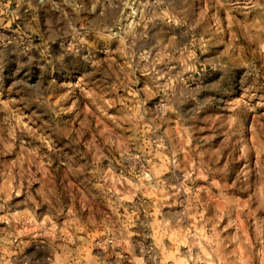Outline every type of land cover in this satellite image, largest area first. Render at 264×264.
<instances>
[{
  "label": "rangeland",
  "instance_id": "1",
  "mask_svg": "<svg viewBox=\"0 0 264 264\" xmlns=\"http://www.w3.org/2000/svg\"><path fill=\"white\" fill-rule=\"evenodd\" d=\"M0 264H264V0H0Z\"/></svg>",
  "mask_w": 264,
  "mask_h": 264
}]
</instances>
